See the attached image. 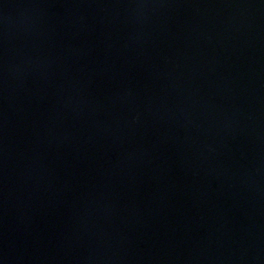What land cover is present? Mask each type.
<instances>
[{
	"label": "water",
	"instance_id": "1",
	"mask_svg": "<svg viewBox=\"0 0 264 264\" xmlns=\"http://www.w3.org/2000/svg\"><path fill=\"white\" fill-rule=\"evenodd\" d=\"M0 264H264V0H0Z\"/></svg>",
	"mask_w": 264,
	"mask_h": 264
}]
</instances>
